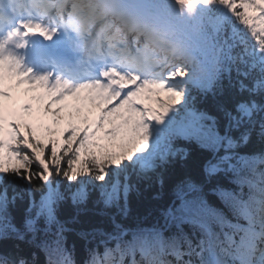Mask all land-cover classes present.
<instances>
[{
    "label": "snow or ice",
    "instance_id": "obj_1",
    "mask_svg": "<svg viewBox=\"0 0 264 264\" xmlns=\"http://www.w3.org/2000/svg\"><path fill=\"white\" fill-rule=\"evenodd\" d=\"M13 2L27 19L18 20L17 26L0 39V222L7 221L19 240L30 234L28 243L46 255L60 253L64 264H77L73 251L66 247L65 233L73 229L66 227L58 217V209L65 200L61 179L69 182L64 187L74 205L87 202L91 188L99 191L97 202L105 206L120 207L122 195L124 206L121 211L126 214L129 180L133 176L142 179L150 173H158L157 169L163 168L169 156L174 155L165 150L164 145L171 132L169 114L185 102V91L178 82L186 79L187 73L179 65H168L167 68L154 65L143 75H129L112 67L75 83L59 76L53 78L48 72L34 75L31 69L22 68L15 52L23 47L24 37L39 34L51 39L59 29L71 32L89 28V21L80 11L77 0ZM174 2L192 9L200 0ZM203 2L209 4L213 0ZM219 4L231 18L227 23L221 24L209 13L194 28L195 42L215 54L218 77L243 71L246 48L264 53V38L255 43L252 40L264 37V0H219ZM13 78L16 88L27 86L24 89L26 95L37 89L43 90L42 95L32 99L42 107L47 123L40 119L34 124L20 123L16 111L6 112L4 102L11 98L12 91L3 86L6 79L11 81ZM68 98L81 107L71 109L67 120L69 127L62 130L61 114L67 109L64 102ZM88 105L100 109L96 119L91 124L85 121L83 128L73 126L71 116L79 115ZM19 111L31 115L32 104L23 103ZM150 127H154V131H150ZM53 177L61 179L54 181ZM37 181L42 182V188L35 186ZM167 216L177 222L178 229L186 223L197 229L202 237L212 233L213 225L219 219L215 212L205 216H177L169 210ZM21 217L22 227L18 228L13 221ZM112 220L113 231L89 222L87 227L91 231L77 233L82 239L95 235L103 237L104 251L88 250V259L83 264H125L123 257L133 252L136 241L151 239L170 246L172 251L167 254L172 255L177 264H197L202 255L198 248L202 246L203 238L194 246L182 229L181 235L170 237H165L158 228L138 230L132 240L125 241L126 230L121 231L114 217ZM71 223L78 224L79 221L73 218ZM41 233L44 238L40 237ZM254 248L264 249V233L256 236ZM0 264L29 262L23 257L12 260L0 255ZM49 264H52L50 260ZM132 264H147V260H134Z\"/></svg>",
    "mask_w": 264,
    "mask_h": 264
},
{
    "label": "trees",
    "instance_id": "obj_2",
    "mask_svg": "<svg viewBox=\"0 0 264 264\" xmlns=\"http://www.w3.org/2000/svg\"><path fill=\"white\" fill-rule=\"evenodd\" d=\"M158 2L167 16H173L171 3L165 0ZM190 10L196 14L198 21L209 13L221 24L231 19L219 0L194 5ZM193 37L196 38L195 31ZM260 38L264 37L252 40L255 43ZM246 56L242 72L233 71L230 76L218 77L215 54L208 49L207 62L212 76L184 85L185 102L177 110L179 114L184 112L190 116L192 124L187 125L189 129L184 134L170 132L164 147L174 155L169 156L163 168L157 169L158 173H150L142 179L133 176L129 180L126 214L121 211L124 206L122 195L120 207L105 206L97 202L99 191L91 188L88 201L74 205L64 187L69 182L53 177L54 181L61 179V191L65 193L58 217L66 227L73 229L65 233L66 247L73 251L77 264H83L88 259V250H104L99 243L103 237L95 235L82 239L77 234L81 230L91 231L87 227L89 222L106 231H113L114 217L121 231L140 230L156 219L160 221L158 218L163 217L173 203L171 210L177 216H203L205 211L222 215L223 221L218 219L213 230L221 237L223 230L228 228L226 224L237 219L253 218V214H264V206L260 208L261 203L264 205V53L246 48ZM249 96L253 99H246ZM221 155L229 157L230 165L210 174L209 166L220 160ZM35 186L42 188V182L37 181ZM190 190L192 192L180 199L183 193ZM227 195L236 197V207L227 200ZM73 218L79 223H71ZM13 223L18 228L22 227V217ZM183 231L187 236L195 234V229L186 225ZM170 236L173 235L167 237ZM40 237L44 238V234L41 233ZM30 239V234L24 240L17 239L8 222H0V255L12 260L23 257L29 264H49L46 253L29 244ZM253 240L252 237L246 239L247 248Z\"/></svg>",
    "mask_w": 264,
    "mask_h": 264
},
{
    "label": "clouds",
    "instance_id": "obj_3",
    "mask_svg": "<svg viewBox=\"0 0 264 264\" xmlns=\"http://www.w3.org/2000/svg\"><path fill=\"white\" fill-rule=\"evenodd\" d=\"M89 28L71 31L75 49L99 69L116 67L143 75L152 39L131 15L128 0H77ZM143 37V40L141 39Z\"/></svg>",
    "mask_w": 264,
    "mask_h": 264
},
{
    "label": "rangeland",
    "instance_id": "obj_4",
    "mask_svg": "<svg viewBox=\"0 0 264 264\" xmlns=\"http://www.w3.org/2000/svg\"><path fill=\"white\" fill-rule=\"evenodd\" d=\"M11 83L14 84V87L11 88V91H12V96H11V99L10 101H13L16 99V96H17V100L14 102V105L13 106H8L6 107V112L8 111H12L14 108H18L20 107L23 103H34L33 106H34V109L39 107L35 102L34 100L32 99V97L34 96H37V95H42L43 94V90L42 89H37L36 92H33V93H29V94H25L24 93V89L27 87L25 85H22L20 86L19 88H16L15 87V78H13L11 81ZM7 86V85H5ZM70 102H74V104H76L77 106L81 107V105L76 102L75 100H73L72 98H68L67 100H65V104H68ZM41 107V106H40ZM88 114H94L95 116L98 115L100 109L99 108H96L95 106L93 105H88V106H85L83 107ZM62 115V120H67L68 119V116L70 115V112H69V109L67 108L66 111L64 113L61 114ZM105 127H108V125H105Z\"/></svg>",
    "mask_w": 264,
    "mask_h": 264
},
{
    "label": "bare ground",
    "instance_id": "obj_5",
    "mask_svg": "<svg viewBox=\"0 0 264 264\" xmlns=\"http://www.w3.org/2000/svg\"><path fill=\"white\" fill-rule=\"evenodd\" d=\"M148 246V248H150V245H147Z\"/></svg>",
    "mask_w": 264,
    "mask_h": 264
}]
</instances>
